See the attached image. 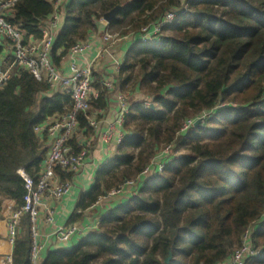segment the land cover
Returning <instances> with one entry per match:
<instances>
[{"label": "trees", "instance_id": "16d2710c", "mask_svg": "<svg viewBox=\"0 0 264 264\" xmlns=\"http://www.w3.org/2000/svg\"><path fill=\"white\" fill-rule=\"evenodd\" d=\"M117 8L106 31L123 36L170 11L175 19L157 40L127 51L114 82L122 95H131L126 136L96 172L91 190L78 198L69 224L84 221L112 190L142 183L96 231L68 249L49 251L41 264H166L170 256L168 264H222L250 230L249 245L261 254L247 264H264V0H68L54 65L98 33L100 21ZM53 13L52 0H18L7 21L25 41H38ZM92 88L98 97L78 117L87 140H95L89 119L107 109L109 96L94 73ZM72 107L68 95L53 94L23 71L0 91V222L5 202H13L14 211L23 205L17 171L33 177L46 157L35 127ZM202 116L197 127L182 132L185 122ZM169 146L182 156L171 155L160 174L143 175ZM58 175L62 182L74 179ZM30 249L23 217L13 264H30Z\"/></svg>", "mask_w": 264, "mask_h": 264}, {"label": "built area", "instance_id": "2783aa9c", "mask_svg": "<svg viewBox=\"0 0 264 264\" xmlns=\"http://www.w3.org/2000/svg\"><path fill=\"white\" fill-rule=\"evenodd\" d=\"M17 2L18 0L0 2V41L9 45L12 58V63L9 64L7 70L0 69V91L7 87L15 75L23 71L33 76L36 81L46 83L51 90L60 88L63 91L62 94L70 97L73 105L72 110L68 114L52 118L44 124L35 127L34 133L45 143L47 154L38 173L33 177L27 174L24 169L17 171V174L23 180L25 190V195L22 199L23 205L20 209L13 211L6 221L9 253L5 257L4 264H13V249L23 217H27L30 224V264H41L43 261V245L40 242L39 223L42 222L46 226L54 224L56 207L63 199L72 194L76 178L90 158L92 141L91 139L87 140L83 134L79 133L78 117L80 114L88 113L91 109L90 103L92 99L98 97V93L94 92L92 88V66H81L78 64V58L85 55L89 50L88 41L79 43L70 49L65 71H60L52 60L56 31H58L59 24L63 21L68 0L53 1L54 13L47 19V23L44 24L42 38L38 41L33 38L25 41L23 35L7 21ZM174 19L175 13L173 11L166 13L161 20L144 28L131 38V41L134 44L154 42L158 39L162 30L173 23ZM100 23L108 26L103 19ZM121 39V37L110 33H106L103 36L106 44ZM104 87L111 91L113 90V83L105 82ZM121 102L119 126L123 128L124 118L128 113L129 106L123 98H121ZM204 118L202 116L199 119L202 120ZM197 120L185 122L182 132L188 131ZM89 125L96 131L95 137L99 136V140L107 145L115 141L116 145L119 146L126 136L123 132L116 138L115 125H109L106 131L103 132L98 130L96 121L89 119ZM173 149V147L169 146L159 154L156 158L160 159L158 164L152 166L155 168V172L159 174L163 172ZM58 171L63 174L74 175V179L62 182ZM149 172H151L150 167L143 175ZM136 184L137 182H127L118 189L112 190L105 197L100 198L90 210L95 212L101 209L103 205L111 202V200L125 196L126 192L131 193ZM103 217L94 219L85 229L81 227L80 223L60 227L54 233L57 243L60 246H65L71 240L77 238L74 245L78 244L89 233L97 230ZM255 229L253 228V230ZM250 236L251 230L244 235L241 247L235 250L231 257L222 264H247L250 259L258 257L261 251L249 245Z\"/></svg>", "mask_w": 264, "mask_h": 264}, {"label": "crops", "instance_id": "0c3cea01", "mask_svg": "<svg viewBox=\"0 0 264 264\" xmlns=\"http://www.w3.org/2000/svg\"><path fill=\"white\" fill-rule=\"evenodd\" d=\"M62 27L63 21H61L59 24V29L56 31V35L59 33ZM106 33L110 32L106 31V25L101 24L99 32L94 34L88 40L89 50L85 53V55L78 58V64L81 66L91 65L92 72L100 76V79L103 83H113V90L109 91V96L107 99V109L105 111H99L95 114H92L90 120L96 121L98 130L102 132L106 131L109 125H115V136L117 138V136L119 137V134L124 132L123 128H120L119 126L122 106L121 98H123V95L120 93L117 87L115 88L114 82L119 72L120 66L125 59L127 51L131 49L134 43L130 41V39L122 38L119 41L106 44L103 40V36ZM66 60L67 59L63 60L59 66H56L60 71L66 70ZM10 63H12V58L9 45L0 41V69L7 70ZM52 92L53 94H61L63 91L58 88L56 90H52ZM124 100L129 106L128 100H126V98ZM98 137L96 136L95 140H91L94 144V147L92 148L87 164L76 178L72 194L63 199L56 207L54 224L46 226L42 222L39 223L40 242L43 245V259L46 257L49 251L68 249L76 243L77 238H74L67 245L60 246L57 243L54 233L60 227H66L70 225L69 223L71 217L73 214H75V206L78 198L81 194L87 193L86 190L88 187L94 184L96 172L115 157L116 149L118 148L115 141L110 145H107L99 140ZM121 202L118 201V199H115L95 212H92L91 210L87 211L84 221L80 222L81 227L84 229L87 228L94 219L105 216L112 208L121 205L123 203ZM3 208V220L0 222V264H4L5 257L9 253L6 221L14 211V203L5 202Z\"/></svg>", "mask_w": 264, "mask_h": 264}, {"label": "rangeland", "instance_id": "374dc122", "mask_svg": "<svg viewBox=\"0 0 264 264\" xmlns=\"http://www.w3.org/2000/svg\"><path fill=\"white\" fill-rule=\"evenodd\" d=\"M187 0H181V4H183V3H185ZM144 28H146V26L145 27H142L141 29H140V31L139 32H141ZM138 32V33H139ZM137 33V34H138ZM110 34L111 35H117L118 37H121V38H127V39H130V41H131V38H133L134 36H136L137 34H134V33H132V34H129L128 36H123L122 35V33L120 32V31H113V32H111L110 31ZM158 38H159V36H158ZM129 97H131V95H130V93L128 94V95H123V98L125 99L126 98V100L129 98ZM149 104V103H148ZM147 104V105H148ZM146 105V106H147ZM168 147H166L165 149H163L159 154H161L164 150H166ZM172 153H171V155H174L176 158H180L181 156H182V151L181 150H179V149H173L172 151H171ZM159 154L156 156V158L159 156ZM154 159L151 163H150V165L146 168V170L150 167V171H154V169L155 168H153L152 166L153 165H156V164H158V162H159V160L158 159ZM163 159V158H162ZM155 162V163H154ZM145 170V171H146ZM150 173V172H149ZM94 179H95V177H94ZM77 183H78V181H77ZM140 183H142L141 181H138L137 182V184H136V186H134L133 187V190L131 191V193H129V192H126L125 193V196H122V197H117L116 199H118V201H122L123 203H126L127 202V196H130V195H133V194H135V193H137V189H138V187H139V185H140ZM93 187V185L92 186H89L88 187V189L86 190L87 192H89L90 190H91V188ZM130 191V190H129ZM115 200V199H114ZM112 201V200H111ZM121 202V203H122ZM104 206V205H103ZM99 219V218H98ZM102 219V218H101ZM77 245V244H76ZM3 249H4V246H3ZM238 249V248H237ZM237 249H235V250H237ZM234 250V251H235ZM258 250H260L261 251V249H258Z\"/></svg>", "mask_w": 264, "mask_h": 264}, {"label": "water", "instance_id": "95a60500", "mask_svg": "<svg viewBox=\"0 0 264 264\" xmlns=\"http://www.w3.org/2000/svg\"><path fill=\"white\" fill-rule=\"evenodd\" d=\"M120 8L115 9L114 11H112L111 13L107 14L104 16L103 20L106 24H110L112 22V20H114L116 18V14L119 11ZM201 119L197 120L194 124V127H197L200 123H201ZM171 260V256L167 259L166 264H168Z\"/></svg>", "mask_w": 264, "mask_h": 264}]
</instances>
